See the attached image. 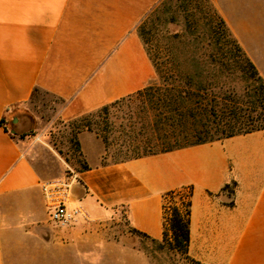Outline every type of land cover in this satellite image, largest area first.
Masks as SVG:
<instances>
[{
    "label": "crops",
    "instance_id": "0c3cea01",
    "mask_svg": "<svg viewBox=\"0 0 264 264\" xmlns=\"http://www.w3.org/2000/svg\"><path fill=\"white\" fill-rule=\"evenodd\" d=\"M160 1L0 0V264H98L97 229L120 219L161 240L163 197L184 187L192 259L264 264V130L113 165L101 164L102 140L83 134L89 170L76 174L72 202L89 219L67 227L49 219L28 142L5 130L35 91L62 100L71 121L144 88L155 69L136 29ZM213 2L264 79V0Z\"/></svg>",
    "mask_w": 264,
    "mask_h": 264
},
{
    "label": "trees",
    "instance_id": "16d2710c",
    "mask_svg": "<svg viewBox=\"0 0 264 264\" xmlns=\"http://www.w3.org/2000/svg\"><path fill=\"white\" fill-rule=\"evenodd\" d=\"M204 3L211 13L208 30L204 31L208 40L195 48L198 57H192L190 63L191 70L199 74H191L185 63L173 58L160 63L152 55L148 42H144L156 78L141 90L87 115L99 119L94 123L95 128L90 123L85 128L101 137L106 153L112 146H118L121 160L114 164L264 130V79L227 27L212 0H204ZM149 13L148 16L151 15ZM215 21H219L223 33H227L232 40L222 43L217 38ZM238 70L245 74L247 80L257 84L253 91L246 89L240 96L229 84L232 72ZM197 76L198 80L195 78ZM221 82L225 83L223 90L220 88ZM242 98L247 100L246 103H241ZM125 105L128 106L124 112ZM114 109L124 114L118 123L111 119ZM1 123L5 124V119ZM4 127L10 131L7 126ZM13 136L16 138V133ZM84 170L89 168L85 167ZM228 188L227 185L225 189ZM192 195V187L166 193L163 197L165 220L172 234L174 249L194 264H202L189 256ZM177 198L183 210L176 204L167 206L166 201H175ZM168 210L171 211L169 215Z\"/></svg>",
    "mask_w": 264,
    "mask_h": 264
},
{
    "label": "rangeland",
    "instance_id": "374dc122",
    "mask_svg": "<svg viewBox=\"0 0 264 264\" xmlns=\"http://www.w3.org/2000/svg\"><path fill=\"white\" fill-rule=\"evenodd\" d=\"M149 14L151 15L143 18L136 29L139 36L142 33L143 47L146 49L147 45L144 42H148L152 55L159 59L160 63L173 58L185 63L191 74H199L198 71L191 70L190 63L192 57H198L194 52L195 48L201 42L208 40L204 31L208 30L211 13L208 12L204 0H162ZM218 23L219 21H215L217 38L222 43L232 40L227 33H223L224 29ZM238 61L242 64L240 60ZM156 76L155 72L153 78ZM231 77L229 84L239 96L243 95L246 89L253 91L257 85L254 81L247 80L240 70L233 71ZM195 78L198 80L199 77ZM223 84L225 83L220 84L222 90ZM246 101L242 98L241 103L244 104ZM63 105L64 102L59 98L47 92L37 91L29 103L16 108L8 117L9 130L16 133L19 141L28 142L30 160L44 182L61 178L74 180L79 171L84 170L85 167L89 168L82 152L81 136L90 133L101 139L96 133L85 128L87 123L96 127L94 123L99 121L96 116H87L91 113L89 112L71 121H65L59 116ZM127 106H123L124 112ZM122 117H124L123 112H119L118 109L112 110L113 121L118 123ZM17 126L23 132L17 133ZM118 151V146H112L106 153L104 144L101 164L111 165L121 160ZM231 188L232 186L229 187ZM166 204L168 207L176 204L183 210L179 198L175 201L168 200ZM170 212L167 211L168 215ZM97 231L100 238L95 237L94 263L194 264L174 249L171 232L161 240L153 241L128 228L123 219L119 222H108Z\"/></svg>",
    "mask_w": 264,
    "mask_h": 264
},
{
    "label": "built area",
    "instance_id": "2783aa9c",
    "mask_svg": "<svg viewBox=\"0 0 264 264\" xmlns=\"http://www.w3.org/2000/svg\"><path fill=\"white\" fill-rule=\"evenodd\" d=\"M76 180L54 179L42 184V192L50 221L67 227L79 220L87 221L88 212L78 204H73V190Z\"/></svg>",
    "mask_w": 264,
    "mask_h": 264
}]
</instances>
